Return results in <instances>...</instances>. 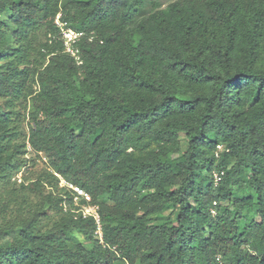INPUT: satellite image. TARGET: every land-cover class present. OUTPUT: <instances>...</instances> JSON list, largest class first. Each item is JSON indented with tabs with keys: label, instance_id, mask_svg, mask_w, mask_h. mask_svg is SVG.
Returning a JSON list of instances; mask_svg holds the SVG:
<instances>
[{
	"label": "trees",
	"instance_id": "obj_1",
	"mask_svg": "<svg viewBox=\"0 0 264 264\" xmlns=\"http://www.w3.org/2000/svg\"><path fill=\"white\" fill-rule=\"evenodd\" d=\"M219 254L264 264V0H0V264Z\"/></svg>",
	"mask_w": 264,
	"mask_h": 264
},
{
	"label": "built area",
	"instance_id": "obj_2",
	"mask_svg": "<svg viewBox=\"0 0 264 264\" xmlns=\"http://www.w3.org/2000/svg\"><path fill=\"white\" fill-rule=\"evenodd\" d=\"M55 24L59 27V29L61 31L65 51L67 53L71 54L72 56H74L79 61V63H81L80 57H79V48H78L77 44H78V41L80 40V38L84 35V32L78 31V30L74 29L73 27H71L69 25L68 21H66L62 18L61 13H58L56 15ZM219 148H221V146H219ZM223 174H224V172L215 174L216 182H219L221 180ZM19 181H21L20 177H19ZM61 185H65L69 189H71L75 195V199L84 198V199H86V201H89L91 198L90 195L83 188H81L79 185L68 182L64 178H61ZM97 209H98L97 206L88 205V206H84L83 208H81V212L83 213L84 216L93 215L96 218V220L99 222L100 216H99ZM98 233L100 235L102 234L100 226L98 227ZM216 264H227V263L224 261L222 255L219 254L216 256Z\"/></svg>",
	"mask_w": 264,
	"mask_h": 264
},
{
	"label": "rangeland",
	"instance_id": "obj_3",
	"mask_svg": "<svg viewBox=\"0 0 264 264\" xmlns=\"http://www.w3.org/2000/svg\"><path fill=\"white\" fill-rule=\"evenodd\" d=\"M183 139H185L184 137H183ZM35 159H36V161H37V165L33 168V167H31L30 169H29V171H28V174H27V171H26V173H25V175H29V176H36L37 174H39L40 173V171L42 170V169H45V168H47V166H48V164H47V161H46V159L44 158V157H35ZM21 173L19 174V177H21ZM79 200H77V202H78Z\"/></svg>",
	"mask_w": 264,
	"mask_h": 264
},
{
	"label": "clouds",
	"instance_id": "obj_4",
	"mask_svg": "<svg viewBox=\"0 0 264 264\" xmlns=\"http://www.w3.org/2000/svg\"><path fill=\"white\" fill-rule=\"evenodd\" d=\"M54 21H55V19H54ZM57 26V25H56ZM58 27V26H57ZM59 28V27H58Z\"/></svg>",
	"mask_w": 264,
	"mask_h": 264
}]
</instances>
